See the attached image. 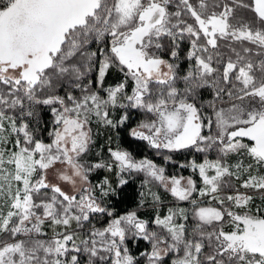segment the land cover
I'll return each mask as SVG.
<instances>
[{
	"label": "snow or ice",
	"instance_id": "snow-or-ice-1",
	"mask_svg": "<svg viewBox=\"0 0 264 264\" xmlns=\"http://www.w3.org/2000/svg\"><path fill=\"white\" fill-rule=\"evenodd\" d=\"M0 264H264V0H0Z\"/></svg>",
	"mask_w": 264,
	"mask_h": 264
},
{
	"label": "trees",
	"instance_id": "trees-1",
	"mask_svg": "<svg viewBox=\"0 0 264 264\" xmlns=\"http://www.w3.org/2000/svg\"><path fill=\"white\" fill-rule=\"evenodd\" d=\"M148 155H151V153H148ZM156 159H159V158H156ZM186 174V173H185Z\"/></svg>",
	"mask_w": 264,
	"mask_h": 264
}]
</instances>
